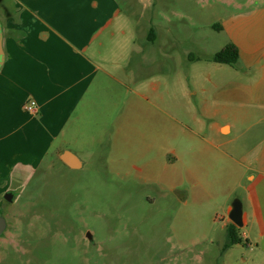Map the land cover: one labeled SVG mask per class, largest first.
I'll return each instance as SVG.
<instances>
[{"label":"crops","instance_id":"crops-1","mask_svg":"<svg viewBox=\"0 0 264 264\" xmlns=\"http://www.w3.org/2000/svg\"><path fill=\"white\" fill-rule=\"evenodd\" d=\"M120 9L119 0H0V197L51 151L71 170L62 154L83 169L87 152L149 201L170 199L183 236L221 225L228 242L239 199L246 239L257 231L264 246V5L219 25L236 64L189 55L197 79L160 82L154 49L136 43ZM30 100L36 115L24 110Z\"/></svg>","mask_w":264,"mask_h":264},{"label":"rangeland","instance_id":"rangeland-1","mask_svg":"<svg viewBox=\"0 0 264 264\" xmlns=\"http://www.w3.org/2000/svg\"><path fill=\"white\" fill-rule=\"evenodd\" d=\"M262 5L264 0H119L136 43L154 49L157 82L197 79L189 55L208 60L229 43L219 29L223 18ZM152 29L156 41L148 44ZM55 156L51 151L35 175L1 195L8 227L0 237V264H264L257 231L248 241V229L240 228L241 243L229 249L221 225L208 238L195 229L183 236L171 227L176 209L170 199L149 201L151 193L110 176L87 152L79 170Z\"/></svg>","mask_w":264,"mask_h":264},{"label":"water","instance_id":"water-1","mask_svg":"<svg viewBox=\"0 0 264 264\" xmlns=\"http://www.w3.org/2000/svg\"><path fill=\"white\" fill-rule=\"evenodd\" d=\"M5 60V52H4V33L3 28L0 23V68L3 66ZM61 160L72 169H80L83 165L82 161L75 154L66 151L62 154ZM8 201H11L10 195L6 196ZM233 209L229 215L230 220L234 225L239 228L243 227V206L242 202L237 199L234 201L232 205ZM8 225L6 219L0 214V237L6 231Z\"/></svg>","mask_w":264,"mask_h":264},{"label":"trees","instance_id":"trees-1","mask_svg":"<svg viewBox=\"0 0 264 264\" xmlns=\"http://www.w3.org/2000/svg\"><path fill=\"white\" fill-rule=\"evenodd\" d=\"M239 60V51L236 46L230 44L223 48L220 52L214 55L213 61L219 64L234 65ZM238 228L230 224L227 230L228 242L225 249H229L234 245L241 243V238L238 234Z\"/></svg>","mask_w":264,"mask_h":264},{"label":"built area","instance_id":"built-area-1","mask_svg":"<svg viewBox=\"0 0 264 264\" xmlns=\"http://www.w3.org/2000/svg\"><path fill=\"white\" fill-rule=\"evenodd\" d=\"M24 110L31 115H36L38 112V105L34 100H30L25 103Z\"/></svg>","mask_w":264,"mask_h":264}]
</instances>
